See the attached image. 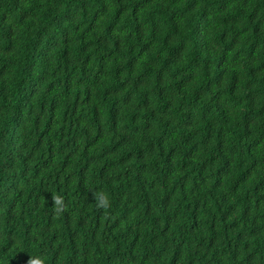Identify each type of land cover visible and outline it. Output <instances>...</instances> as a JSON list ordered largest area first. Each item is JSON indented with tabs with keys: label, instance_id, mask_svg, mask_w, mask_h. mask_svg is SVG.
<instances>
[{
	"label": "trees",
	"instance_id": "obj_1",
	"mask_svg": "<svg viewBox=\"0 0 264 264\" xmlns=\"http://www.w3.org/2000/svg\"><path fill=\"white\" fill-rule=\"evenodd\" d=\"M30 259L264 264V0H0V264Z\"/></svg>",
	"mask_w": 264,
	"mask_h": 264
},
{
	"label": "clouds",
	"instance_id": "obj_2",
	"mask_svg": "<svg viewBox=\"0 0 264 264\" xmlns=\"http://www.w3.org/2000/svg\"><path fill=\"white\" fill-rule=\"evenodd\" d=\"M54 202L57 205L56 211L57 212L61 211L62 206H63V199L61 197L57 196V197H54ZM98 206L107 208L109 206L108 201L105 199V200L101 201ZM26 264H37V262L30 259L28 262H26ZM40 264H43V261H40Z\"/></svg>",
	"mask_w": 264,
	"mask_h": 264
}]
</instances>
